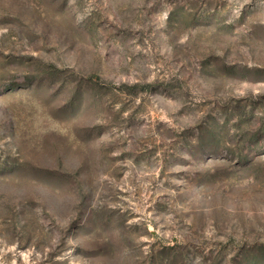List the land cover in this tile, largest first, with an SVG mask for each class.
<instances>
[{
	"label": "rangeland",
	"instance_id": "1",
	"mask_svg": "<svg viewBox=\"0 0 264 264\" xmlns=\"http://www.w3.org/2000/svg\"><path fill=\"white\" fill-rule=\"evenodd\" d=\"M0 264H264V0H0Z\"/></svg>",
	"mask_w": 264,
	"mask_h": 264
}]
</instances>
